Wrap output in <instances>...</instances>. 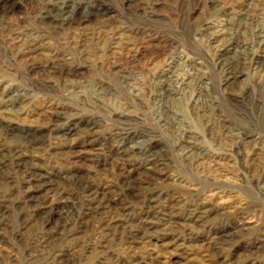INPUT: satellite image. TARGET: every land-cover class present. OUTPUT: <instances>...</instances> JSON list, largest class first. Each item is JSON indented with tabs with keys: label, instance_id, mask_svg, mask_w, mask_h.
<instances>
[{
	"label": "bare ground",
	"instance_id": "bare-ground-1",
	"mask_svg": "<svg viewBox=\"0 0 264 264\" xmlns=\"http://www.w3.org/2000/svg\"><path fill=\"white\" fill-rule=\"evenodd\" d=\"M200 1L208 4L210 13L188 31L202 35L210 50V55L200 53V61L189 57L182 45L165 38L153 46L151 42L157 34L144 26L112 29L108 11L100 0H37L31 27L19 26L21 21L12 28L0 25V43L13 59L23 61L26 73L41 70L68 79L77 71L72 58H66L64 53L50 50L42 54L40 62L31 60L32 55L45 48L48 35L65 28L74 30L75 35L68 39L74 44L72 54H79L82 51L76 47H82L88 36L96 35L94 30L89 32L88 24L111 28L104 47L95 52L100 53L101 67L130 88L133 85L129 84L126 72L136 60L161 58L158 67L150 70L148 82L155 102V122L179 134L170 150L189 169L201 165L210 154L208 150H198L193 142L194 133L182 121H170V115L176 114L169 101L189 88L193 97L191 111L203 126V133L214 145L223 146V156L234 158L248 185L262 197V203L247 201L234 211L230 217L241 219L230 233L223 225L213 227L218 222L211 223V216L220 217V223L229 217L220 213L223 205L216 204L208 195L205 197L200 184H190L184 190L157 187L156 176L169 155L163 146L158 153L152 150L158 141L154 131L133 127L126 103L120 104L108 124L103 125L90 116L75 122L71 119L74 115L62 109L47 112L40 126H16L10 116L0 117V247L8 250L3 253L0 249V264L187 263L185 253L149 249L152 239L187 243L199 240L205 256L228 264L230 247L241 240L239 232L247 230L243 220L256 211H264V8L253 9L247 4L252 0H192V9ZM12 9L9 0H0V16ZM140 9L150 18L152 7L144 5ZM125 32L130 36L121 43ZM205 66L210 71H203ZM246 70L251 71L249 90L221 94L232 114L247 118L246 126L240 129L224 119L211 92L215 77L218 85L229 88ZM66 88L69 93H79L77 82L67 84ZM94 88L106 91L101 82H94ZM51 90V82L40 79L26 83L24 88L3 89L0 103L19 105L29 99L27 93L31 92L45 97L39 106L46 105ZM24 114L22 110L16 115ZM96 126L107 133L101 148L93 150V156L106 153L110 161L102 162L100 174L82 177L70 168V149L79 140L87 145L100 140ZM70 136L73 139L66 141ZM62 141L67 142L68 148ZM255 156L257 163L252 159ZM107 163L113 165L115 173L108 170ZM216 187L215 195L227 193L222 186ZM178 204H182L181 208ZM9 210L15 212L12 220L6 215ZM199 229L210 234L196 238ZM255 235L256 239L243 247L250 257L264 258V232L258 230ZM76 252L90 255V261L75 259ZM160 258L164 259L162 263Z\"/></svg>",
	"mask_w": 264,
	"mask_h": 264
},
{
	"label": "rangeland",
	"instance_id": "rangeland-1",
	"mask_svg": "<svg viewBox=\"0 0 264 264\" xmlns=\"http://www.w3.org/2000/svg\"><path fill=\"white\" fill-rule=\"evenodd\" d=\"M35 1L37 0H9L13 9L9 13L0 16V25H7L12 28L21 21L22 24H19V26L31 27L32 9L35 7ZM100 3L108 11L107 16L112 22V29L115 27L142 28L144 26V29H149L157 34V37L151 42L153 46H157L160 39L165 38L171 43L182 45L188 50L186 52L189 57L197 59V61H200L201 52L202 55H210V50L207 49L202 35L188 32L189 29L194 28L201 19L210 13L208 4L204 2H198V5L193 9L192 0H133L131 2L128 0H100ZM182 4L183 7L180 8ZM247 4L253 9L264 8V0H252ZM144 5L152 7L150 18L145 17L146 14H143L140 9ZM185 13L187 14L186 17L184 16ZM229 13L230 10H228V16H230ZM88 25L89 32L90 30H94L96 31L94 32L96 35L92 37L88 36L82 47H76L82 51L81 53L72 54L73 50H71V47L74 44L70 43L72 40L68 39V36L71 34L75 35L76 32L65 28L56 34L48 35V39L45 40V50L42 49L36 56L32 55L33 58L35 57L31 59L34 62H40L43 58L42 56L50 50L62 52L68 59L72 58L71 62H73L77 72L73 77L68 79L63 75L45 74L41 70L26 73L23 61L13 59L5 45L0 43V92L9 87L24 88L26 83L36 82L40 79L51 82L52 86L51 93L48 96L51 99H48L49 101L46 105L39 106L40 101L45 99V97L28 92L29 99L19 105H16V103H0V117L10 116V119L13 120L16 126H40L43 125L47 112L62 109L67 114H73L74 117L71 119L75 122L76 119L86 120L90 116L103 125L107 123L111 114L119 108L120 104L126 103L133 127H144L154 131L158 141L154 144L152 150L158 153L163 146L169 155V159L164 161L163 166L160 167L161 172L160 175L156 176L155 185L160 188L173 187L178 190H184L190 184L193 187H198L199 185L196 186L197 183L200 184V187H204L203 192L205 197L208 195L207 197H210L216 204L223 205V210L220 213L229 217L228 221L224 220L220 223L217 220L220 217L211 216V223L218 222L213 227L223 225V228L232 233L233 225L241 218H238V220L233 219L230 217L231 214L238 208L243 207L247 201L255 204L262 203V197L257 194L255 189L248 185L247 179L239 169L234 158L222 155L224 151L223 146L214 145L209 137L203 133V126L195 119L191 111L192 90L186 88L183 92L174 95L171 101H169L173 112L176 114V116L170 115V121H182V125L194 133L193 142L198 147V150L204 149V152L208 150L210 153L201 165L189 169L183 166L184 164L170 150V146L179 137L178 132L172 133L164 127H159L155 122V102L152 99V87L148 82V74L150 70L158 67L162 59L156 58L149 61V57H140L136 60L134 67L130 70L128 69L126 72V78L130 79L129 84L133 85L130 88L124 85L123 81L117 78L113 72L105 71L101 67L98 58L100 53L95 52L96 48L104 47V40L110 37V32L113 30L111 28L100 29L98 26H94V23ZM124 35L126 37H121L119 42L125 43L127 36H130L127 32ZM202 70L210 71L208 66L203 67ZM75 81L79 85V93L77 95L69 93V89L66 88L67 84H75ZM94 82H101L106 91L103 92L102 89L95 90ZM132 88H135L136 91ZM250 88L251 71L249 70L243 71V74L239 75L229 88H225L221 84L218 85V78L216 77L213 82L211 95L219 103L218 109H220L221 115L224 119L233 122L240 129L246 126L247 118H245V115L238 117L232 114L226 107V103L221 100V94L230 90L239 92L241 90H249ZM50 104L51 106H48ZM22 110L25 111V114L18 117L16 115L17 112ZM94 130L100 135V140L91 143L92 145H87L82 140H79L77 142L78 145L70 149V154H72L70 168L82 177L91 176L97 172L100 174L102 162L110 161L106 153H101L102 155L96 157L93 156V150L101 148L100 143L103 139H106L107 133L100 126H96ZM68 139H73V137H67L66 141ZM66 141H62V144L68 148ZM212 153H217V157ZM252 159L255 161L254 163L258 162L256 156ZM38 161L40 160L38 159ZM215 163L217 164L214 166ZM107 168L114 173L116 172L111 163L108 164ZM204 178L207 183L203 181ZM214 185L217 187L222 186L227 193L225 195H215ZM181 205L178 204V207L181 208ZM14 213V211L9 210L6 213L8 219H14ZM243 222L246 223L245 228L247 230L239 232L238 237L241 240L230 247L228 264H264V258L250 257L249 252L246 251L247 248L244 249L243 247L245 243L253 242L256 239L255 232H258V230L259 232H264V211L254 212L253 215L244 219ZM208 233V230L199 229L195 233V237L202 239L210 234ZM148 248L158 253L161 250L163 252L176 251L185 253L186 264H220L214 258L205 256L206 253L203 252L199 240L187 243L174 239L164 240V242L152 239L151 243L148 244ZM0 249L3 253L8 251L5 247H0ZM16 257L19 258V253ZM73 257L83 262L90 261V255L85 253L76 252L73 254ZM163 261L164 259H159L160 263Z\"/></svg>",
	"mask_w": 264,
	"mask_h": 264
}]
</instances>
